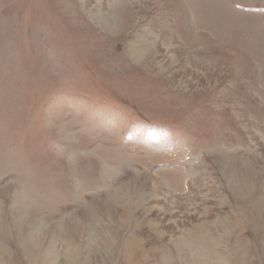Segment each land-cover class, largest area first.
<instances>
[{"label": "rangeland", "instance_id": "1", "mask_svg": "<svg viewBox=\"0 0 264 264\" xmlns=\"http://www.w3.org/2000/svg\"><path fill=\"white\" fill-rule=\"evenodd\" d=\"M0 264H264V0H0Z\"/></svg>", "mask_w": 264, "mask_h": 264}]
</instances>
